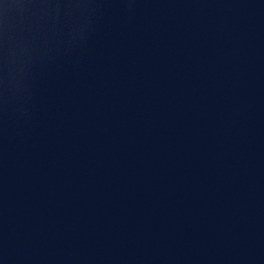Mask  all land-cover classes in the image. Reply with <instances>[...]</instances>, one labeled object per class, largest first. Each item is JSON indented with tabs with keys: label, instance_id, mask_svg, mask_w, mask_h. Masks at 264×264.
<instances>
[{
	"label": "water",
	"instance_id": "95a60500",
	"mask_svg": "<svg viewBox=\"0 0 264 264\" xmlns=\"http://www.w3.org/2000/svg\"><path fill=\"white\" fill-rule=\"evenodd\" d=\"M0 264H264V0H0Z\"/></svg>",
	"mask_w": 264,
	"mask_h": 264
}]
</instances>
